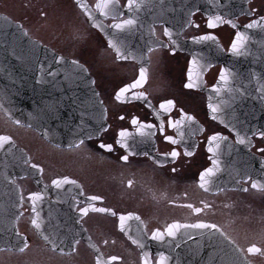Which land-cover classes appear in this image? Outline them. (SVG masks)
Returning <instances> with one entry per match:
<instances>
[{
    "label": "flooded vegetation",
    "instance_id": "flooded-vegetation-1",
    "mask_svg": "<svg viewBox=\"0 0 264 264\" xmlns=\"http://www.w3.org/2000/svg\"><path fill=\"white\" fill-rule=\"evenodd\" d=\"M81 2L97 15L101 27L90 25L76 0H0V13L22 26L31 40L78 62L84 67L79 68L80 76L85 74V78L73 83L71 68H55L51 75L41 74L36 68H19V101L29 104L20 108L33 122L17 124L0 111V135L10 136L14 142L0 149V227L5 225L6 229L8 216L13 215L15 230L25 236L29 247L24 252L0 248V264H95L97 255L105 260L119 257L113 264H143L145 259L148 264H159L161 257L166 258L164 264H230L231 244L225 236L245 250L252 244L264 248V191L252 189V181L244 182L246 173L237 170L244 167L240 159L245 153L261 159L260 165L264 163V152L258 150L264 148V138L259 135L264 130L244 132L218 119L223 114L229 118L241 116L224 104L243 99L239 88L247 82H229L226 89L214 88L220 64L199 68L198 63L189 68L191 52L196 56L200 51V42H194L193 37L215 36V41L208 40L214 52L220 49L226 54L239 27L264 14V0H144L138 11H129L127 0H118L122 18L138 21L133 30L124 32L111 28L119 21L99 15L95 9L97 0ZM201 4L204 11L199 9ZM251 7L260 11L255 16L245 15L243 10ZM216 16L233 21L237 27L219 23L209 28L208 21ZM165 28L172 33L176 45L164 35ZM107 39L116 42L121 51L128 46L131 59L118 58ZM87 53L95 58L89 60ZM142 66L147 69L143 86L127 93V102L117 101L116 93L139 78ZM78 77L75 74L74 78ZM88 77L101 121L84 130L88 134L81 139L83 144L75 147L79 141L74 142L71 135L79 130L75 117L88 110ZM189 82L193 88L186 87ZM140 94L147 96L151 107L135 99ZM165 100H173L175 107L158 119L156 113ZM215 102L220 103L221 111L228 112L209 111L207 104L216 107ZM181 110L194 121H182ZM133 118L140 124L157 125L155 135H140L146 130L133 125ZM161 119L164 135L182 143L173 145L164 140L158 130ZM169 119L182 122L170 127ZM122 130L129 133V151L136 153L129 156L127 163L119 159L126 152L116 143ZM237 133L246 140L245 144L237 142ZM216 134L227 139L209 145V137ZM101 143L111 144L113 150L101 149ZM210 146L212 152L208 151ZM186 147L193 155L183 154ZM173 149L181 156L175 161L164 159ZM32 164L43 172L33 169ZM209 168L215 176L205 192L199 187V176ZM65 176L76 184L59 188L52 184L54 179ZM260 183H264V177ZM32 194L41 198L33 202L29 199ZM93 196L101 200L93 201ZM205 203L210 207L205 208ZM187 204L203 211L196 213L182 206ZM82 208L89 209L87 215H82ZM93 208L110 211L101 213ZM129 214L140 219H126L121 231L119 217ZM33 220L40 224L39 229ZM201 222L216 224L225 236L196 228H181L174 236L166 233L172 223ZM157 230L164 233L162 239L152 238ZM44 236L55 240L64 253L59 248L53 251ZM77 239L76 251L68 254ZM241 255L247 258V264H264V256L259 254L245 251Z\"/></svg>",
    "mask_w": 264,
    "mask_h": 264
},
{
    "label": "water",
    "instance_id": "water-1",
    "mask_svg": "<svg viewBox=\"0 0 264 264\" xmlns=\"http://www.w3.org/2000/svg\"><path fill=\"white\" fill-rule=\"evenodd\" d=\"M203 1V0H201ZM78 6L83 4L81 0H76ZM82 9V8H81ZM204 11V8H199ZM83 10V9H82ZM95 18L94 22L97 23V15L92 14ZM92 22V20H90ZM239 32L244 33L250 37L247 45L245 54L234 55L230 51L228 54H224L220 49L214 52L208 44V41L200 42V51L194 56L196 66L198 63L199 68H207L210 65L220 63L222 69L226 70L227 82H233L239 78L240 69L242 73H245L244 81L245 86H240L242 93L238 102L227 103L228 107H231V112H237L241 116L235 118L232 117L218 118L220 122L226 123L227 126L235 129L237 124L240 127H250L253 122H263L258 120L253 116L254 113H259L263 108L264 111V92L259 91L262 86H264V28L254 27L252 29H247L245 27L239 28ZM108 42L110 39H107ZM35 41L30 40L26 33L20 29L18 24L12 23L8 18L0 14V109L6 113L11 119L17 121H32L31 118L25 117L19 110V105L17 104V82L19 78V68H36L41 74L51 75L55 72V68H71V73L73 76L72 82L75 80L80 81L81 78H85V74L82 72L80 76L79 68H84L78 63H73L72 60L63 58L41 46L39 43H34ZM126 42V41H125ZM112 48V47H111ZM115 53L116 50L112 48ZM129 52V47L126 46L124 49ZM118 57V56H117ZM131 59L132 56H128ZM119 58V57H118ZM122 59V58H121ZM261 65V67H260ZM78 75L77 79L74 76ZM85 80V79H82ZM218 86L221 88H227L228 83L219 82ZM88 90V110L83 116L75 117L77 120L76 130L77 133L71 135V138L75 140L74 142L80 141L88 133H84V130H90L93 127L100 124V107L96 97V93L93 89L92 81L88 77L87 82ZM208 98H211V90L207 92ZM213 103V101H211ZM209 105V103H208ZM215 106L220 110V103L215 102ZM209 111H211L209 109ZM222 112V111H221ZM248 114V115H247ZM216 117V116H215ZM33 122V121H32ZM85 126V128H83ZM247 158L242 159L244 162L243 172H247V176H253L257 178V172H260L259 164L253 163L252 158L248 156L247 153L244 154ZM259 163L261 161H258ZM253 167L250 168V164ZM13 215L8 216V224L5 229V225L0 227V248H16V242H23L25 237L22 235H17L15 230ZM219 239V237H217ZM15 242V243H14ZM231 256L232 260L237 259V254L233 251V246L231 245ZM240 258H243L239 254Z\"/></svg>",
    "mask_w": 264,
    "mask_h": 264
},
{
    "label": "snow or ice",
    "instance_id": "snow-or-ice-1",
    "mask_svg": "<svg viewBox=\"0 0 264 264\" xmlns=\"http://www.w3.org/2000/svg\"><path fill=\"white\" fill-rule=\"evenodd\" d=\"M79 2V0H78ZM144 5V0H127V8L129 9V11H133L136 10L138 11L142 6ZM80 7L83 9V11L85 12V14L88 16V18L90 20L94 21V17L92 15V12L89 10V8L87 6H85L84 4H80ZM95 9L96 11L99 13L100 16L103 17H111V19L113 21H119V22H114L111 25V28L117 30V32H124L125 30H133L134 27L138 24L137 19L135 18H129V19H123V13L120 10V6L118 4V0H97V3L95 5ZM260 10L257 9L256 7H251L248 9H244L243 12L245 15L248 16H255ZM189 23H191L189 21ZM219 23H228L230 24L233 28H236L237 25L231 21V20H223V18L221 16H216L213 19H210L208 21V27L209 28H215L219 25ZM94 27H101V25H97V24H93ZM22 27V26H20ZM247 29H252L254 27H262L264 28V14H261L259 16V20H252L251 23H248L244 26ZM164 35L167 36L169 38V41L172 45H176V41L172 39V33L169 31L168 28L164 29ZM250 37H248L247 35H245L244 33H241L239 31H237L236 35H235V39L233 40L232 44H231V52L234 55H243L245 54V50H246V45L249 41ZM208 40H212L215 41L216 37L212 36V35H203V36H199V37H193V41L196 43L202 42V41H208ZM34 43H38V42H34ZM122 46V45H121ZM161 46H164L161 44ZM109 47H112L116 50L117 52V56L119 58L122 59H128V54L126 53V51H121V47L118 46V44L116 42H114L113 40H109ZM152 49H149V51H151ZM73 63H77L76 61H73ZM193 63H195V61H193ZM147 78V69L145 67H141L140 71H139V78L136 79L132 84L127 85L123 88H121L115 95V99L117 101H121V102H127V93H129L132 89H136V88H140L143 86V84L145 83ZM189 80L191 81V73H189ZM219 80L222 82L227 83V74H226V70L222 69L220 72V76H219ZM186 87L188 88H193L194 84L189 82ZM214 91H219V89H214ZM259 91L264 92V86L261 87V89H259ZM135 99L137 100H144L146 102H148L149 107H151V103L150 101H148L147 96L140 94V95H135ZM175 107V103L173 100H165L163 101L159 108L160 110L156 113L157 114V118L159 119L162 113H168L170 109ZM209 108L211 110V112L213 114H215L218 111L217 107H214L213 105L209 104ZM181 117H182V121H188V122H193L194 121V117L187 115L186 113L183 112V110H181ZM213 119H215V115H213L212 117ZM121 120L124 119L123 116L120 117ZM182 121H172L171 119L168 120V125L170 127H177L178 125L181 124ZM17 124H20V121L17 120L16 121ZM132 124L133 125H139L141 128L145 129L146 132H141L140 135H147L148 137L154 136L155 135V131H153L154 129L157 128V125L155 124H151V123H145V124H140V121L136 118H133L132 120ZM158 130L161 133V135H164L165 132V124L164 121L161 119L159 126H158ZM129 135V133L126 130H122L119 133V139L116 141L117 144L120 145L121 148L125 149L126 154L122 155L119 157V159L122 162L127 163L129 161V156L131 155H135L136 153L129 151V145L126 143V137ZM181 137H183V133L180 134ZM260 137L264 138V131H261L259 133ZM226 137H222L219 134L213 135L211 137H209L208 143L209 145H212L213 142L218 141V140H226ZM164 140L167 141L170 144L176 145L178 143H182L181 141H178L177 139L173 138L172 136H168V135H164ZM237 142L239 144H245L246 140L243 137L239 136V133H237ZM14 142L12 141V138L10 136L7 135H0V149H4L6 145H12ZM247 143L250 145V140L247 141ZM80 144H83V140L79 141V144L74 145L75 147H79ZM99 147L101 149H105L106 151L111 152L113 150V147L111 144H103L101 143L99 145ZM216 147H219V145L217 144ZM260 152H264V148H260L258 149ZM209 152H212L213 149L210 146L208 149ZM145 155H148V153H144ZM185 156H191L193 155L192 151H189L187 149V147L184 150L183 153ZM181 156V152L173 149L171 150L169 153L164 155V159H168L169 157L171 158L172 161H175L178 157ZM215 163V161H214ZM31 167L33 169H37L39 172H43L42 168H39V166L37 164H32ZM261 167L264 168V163L261 164ZM173 172L176 171L175 168L172 169ZM215 176V172L213 169L209 168L206 169L204 172H202L199 176V187L204 190L205 192L209 191V185L212 183L211 177ZM248 181H252L251 182V188L257 191H264V183H260L258 181H254L252 180L251 176H247L244 179V182L247 183ZM239 183V181H238ZM52 184L54 186H56L57 188L61 187L64 184H76L75 180H72L68 177H62V178H58V179H54L52 181ZM132 181H129V187H131ZM223 189H218V191H221ZM241 191H245L247 192L249 189L248 188H241ZM40 195L39 194H32L29 199H31L33 202H35L36 200L40 199ZM23 199V198H21ZM91 200L93 201H97V200H101L100 197L97 196H93L90 197ZM203 203V202H202ZM184 207L193 209V205L192 204H187V205H182ZM205 208L210 207V205L208 204H204ZM93 211L96 212H109L110 209L107 208H93ZM196 213H200L201 211H203V209L201 208H194L193 209ZM33 211H35V207H33ZM82 215H87L89 209L88 208H82L80 209ZM112 215H116L115 212L111 213ZM135 218L136 220H139L140 218L137 217H132L131 214H129L128 216H124L121 215L119 217L120 220V228L121 231L124 230V221L126 219H133ZM32 224L39 229L40 228V224L37 222V220H33ZM181 228H196V229H210L213 230L214 232H219L221 236H225V233H223L216 224H207V223H195V224H180V223H172L170 225L167 226L166 229V233L168 236H174L176 234V232L181 229ZM17 235H19V233H17ZM164 233L160 232L159 230L155 231L152 234V238L153 239H162L163 238ZM44 239L52 246V250L56 251L57 248H59L60 252L63 254L64 253V248L60 247L59 244H57V242L53 239H51L49 236H44ZM225 239H229V243L233 246V251L234 253L237 254V259H234L230 262V264H247V258L243 257L240 258L239 254L244 253L245 251L247 252V254L249 255H256L259 254L261 256H264V248L258 247L256 244H252L250 247H248L246 250L239 247V245L236 244V242L234 240H231L230 238H228L227 236H225ZM133 243H138L137 240L133 239L132 241ZM62 243V242H61ZM105 244H107V241L104 242ZM79 244V240H75L71 250L68 254H71L72 252L76 251V245ZM141 247H143V245H140ZM29 247L27 239L25 238L24 240V244L23 247H20L18 250L20 252H24L25 249H27ZM3 249H0V251H2ZM99 250L97 249V252ZM120 258L117 256H111L109 257L107 260L102 259L101 255H97L96 259H95V264H113V262L118 261ZM166 258L161 257V260L159 262V264H164V260ZM143 264H148L147 259H145L143 261Z\"/></svg>",
    "mask_w": 264,
    "mask_h": 264
},
{
    "label": "bare ground",
    "instance_id": "bare-ground-1",
    "mask_svg": "<svg viewBox=\"0 0 264 264\" xmlns=\"http://www.w3.org/2000/svg\"><path fill=\"white\" fill-rule=\"evenodd\" d=\"M25 237V236H24ZM25 240V239H24ZM20 243V242H19ZM24 241L20 243V245L16 246V248H11V249H19L20 247H23ZM10 249V248H8Z\"/></svg>",
    "mask_w": 264,
    "mask_h": 264
},
{
    "label": "rangeland",
    "instance_id": "rangeland-1",
    "mask_svg": "<svg viewBox=\"0 0 264 264\" xmlns=\"http://www.w3.org/2000/svg\"><path fill=\"white\" fill-rule=\"evenodd\" d=\"M91 55H92L91 53H87V57L86 58H88L89 60H90V58H95L94 56L93 57H89Z\"/></svg>",
    "mask_w": 264,
    "mask_h": 264
}]
</instances>
